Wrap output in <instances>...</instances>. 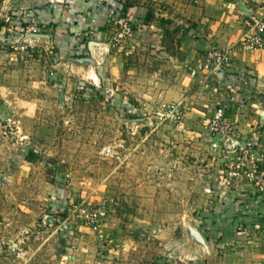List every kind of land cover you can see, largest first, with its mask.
I'll use <instances>...</instances> for the list:
<instances>
[{
  "label": "rangeland",
  "instance_id": "374dc122",
  "mask_svg": "<svg viewBox=\"0 0 264 264\" xmlns=\"http://www.w3.org/2000/svg\"><path fill=\"white\" fill-rule=\"evenodd\" d=\"M108 2L66 21L63 54L43 29L20 53L18 30L0 40V264H264V208L215 195L206 122L231 94L191 75V20L146 12L118 37L134 0ZM101 206L93 231L79 210Z\"/></svg>",
  "mask_w": 264,
  "mask_h": 264
},
{
  "label": "crops",
  "instance_id": "0c3cea01",
  "mask_svg": "<svg viewBox=\"0 0 264 264\" xmlns=\"http://www.w3.org/2000/svg\"><path fill=\"white\" fill-rule=\"evenodd\" d=\"M5 1L8 0H3V5L0 3V40L5 42L14 38L15 34L12 35L9 32L10 29H17V24L26 25L34 21L40 29L46 30L50 42H54L59 54H63L69 48L68 41L74 37L73 29H77V22H70V20V23L66 22L70 17L75 16L82 19V13L85 10L88 12L87 15L93 14L91 18L88 17L90 22L82 23L83 26H88L96 22V13H102L103 19H106L108 11L113 10L108 0L103 5L97 3L96 0H80V2L76 0H21L20 5L22 6L19 8L11 4L6 6ZM131 6L134 8L135 16L131 19L140 20L141 15L145 16L146 12L150 14L159 12L160 15H168L181 20H183L181 16L185 15L187 19H190L189 31L192 32L194 40H190L189 45L195 48L190 51L194 61L200 59L209 46L230 49V63L222 79L226 84L240 85V89L235 94L227 92L231 94L224 102L227 115L242 137H248L258 144V150L264 149V111L261 110L259 113L257 103L249 106L245 102L252 96L264 94V49L243 51L238 47L241 39L254 33L255 20L264 17V0H134ZM7 17L10 18L9 21L5 20ZM65 34L70 37L65 38ZM39 36H29L33 46L39 45L42 41L43 35ZM51 60L56 64L58 62L53 58ZM54 73L56 72H53L50 77L53 75L52 78H54ZM256 113H259V116ZM219 167L220 162L218 161L215 163V195L217 198L221 192ZM233 189L242 198L238 199L237 195H233L230 199H224L223 202L226 200L229 204L226 206L233 207L232 204L237 199L243 202L250 200L253 187L249 183H237ZM235 210L237 208L235 209L234 206V209L228 210L227 214L234 216L233 211ZM220 212L225 211L221 209Z\"/></svg>",
  "mask_w": 264,
  "mask_h": 264
},
{
  "label": "built area",
  "instance_id": "2783aa9c",
  "mask_svg": "<svg viewBox=\"0 0 264 264\" xmlns=\"http://www.w3.org/2000/svg\"><path fill=\"white\" fill-rule=\"evenodd\" d=\"M9 21L10 18L5 19ZM120 31L117 34L121 37L123 34L130 32L131 23L126 17L120 18L117 14L115 17ZM255 31L238 43V47L243 51H253L264 49V17L258 18L254 22ZM18 38L22 41L15 40L12 46L13 51L20 53L26 51L27 46H33V36L40 35V27L31 21L29 24H17ZM230 49L219 46H209L203 53L202 57L193 63L191 75L199 71L207 72L214 75L217 84L231 94H235L240 85L226 84L223 82V73L230 63ZM208 143L210 148L215 151L220 160L221 170V192L218 199H230L237 195L238 199L242 198L234 189V182L244 181L253 187L250 194V200L243 202H234L233 207L245 209L247 207L264 208V149L258 150V144L251 141L248 137H242L230 121L224 104L217 103L212 111L210 118L206 122ZM241 183V182H240ZM79 213L82 220L93 231H98L104 216L102 206L98 208H80ZM258 214V212H257ZM264 216V213L262 214Z\"/></svg>",
  "mask_w": 264,
  "mask_h": 264
},
{
  "label": "trees",
  "instance_id": "16d2710c",
  "mask_svg": "<svg viewBox=\"0 0 264 264\" xmlns=\"http://www.w3.org/2000/svg\"><path fill=\"white\" fill-rule=\"evenodd\" d=\"M125 5H123L122 7H123V12L125 13V17L130 21L131 20V18H133L134 17V8H133V6H131V5H127V6H125ZM24 22H26V21H24ZM226 205H229L228 203H227V201L225 200V202H224V206H225V209H228V210H233L234 209V207H231V206H226ZM227 207V208H226Z\"/></svg>",
  "mask_w": 264,
  "mask_h": 264
}]
</instances>
